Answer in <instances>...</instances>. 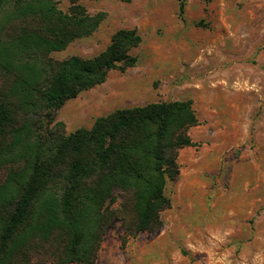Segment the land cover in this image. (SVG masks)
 <instances>
[{
  "label": "trees",
  "instance_id": "16d2710c",
  "mask_svg": "<svg viewBox=\"0 0 264 264\" xmlns=\"http://www.w3.org/2000/svg\"><path fill=\"white\" fill-rule=\"evenodd\" d=\"M103 18L79 0H0V264H96L115 219L129 235L158 230L180 150L198 145L190 99L120 108L69 133L57 120L68 100L136 63L135 28L96 56H53Z\"/></svg>",
  "mask_w": 264,
  "mask_h": 264
},
{
  "label": "rangeland",
  "instance_id": "374dc122",
  "mask_svg": "<svg viewBox=\"0 0 264 264\" xmlns=\"http://www.w3.org/2000/svg\"><path fill=\"white\" fill-rule=\"evenodd\" d=\"M67 8L72 0H58ZM104 18L53 56L90 58L135 28L136 63L68 100L66 132L120 108L190 99L197 146L180 150L163 225L136 235L115 219L96 264H264V0H79Z\"/></svg>",
  "mask_w": 264,
  "mask_h": 264
}]
</instances>
